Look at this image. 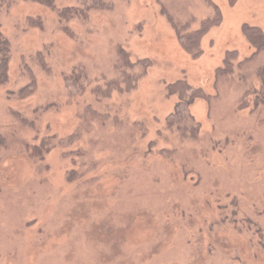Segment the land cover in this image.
I'll return each instance as SVG.
<instances>
[{"label":"rangeland","instance_id":"1","mask_svg":"<svg viewBox=\"0 0 264 264\" xmlns=\"http://www.w3.org/2000/svg\"><path fill=\"white\" fill-rule=\"evenodd\" d=\"M52 2L0 0V264H264V0Z\"/></svg>","mask_w":264,"mask_h":264},{"label":"trees","instance_id":"2","mask_svg":"<svg viewBox=\"0 0 264 264\" xmlns=\"http://www.w3.org/2000/svg\"><path fill=\"white\" fill-rule=\"evenodd\" d=\"M33 1H35L37 4L44 5L47 7L51 6L49 4L53 3L52 0H33ZM235 2H237V0H228V3L230 5H233ZM220 21H221V14L219 10L216 7H214V15L212 18L202 21L201 26L199 28L193 29L189 34L186 35L179 34L178 41L181 47L187 53L191 54L193 57H198L201 54L199 47L203 36L209 31V29L212 26L218 25ZM241 30L248 44L251 47H253L256 52H260L264 50V33L261 30V28L249 27L247 25H243ZM179 31L180 29L178 28L177 33H179ZM9 52H10L9 42L6 40V38L3 36L2 32L0 31V86L4 85L9 77V60H10ZM236 58H237L236 51L227 52L223 60V66L220 69H218L216 73L217 76L229 72L232 63ZM129 65H132L129 62V55L121 51L119 53L117 69L119 70L120 73L121 84H124L126 86H128L129 84V80H128L129 75L126 73L125 68L129 67ZM118 84L117 85L114 84L113 87L118 86ZM111 86L112 83L107 84L105 90L108 91ZM168 89L170 91V94L176 95L178 98L175 111L171 115V116L175 115V117L179 114L178 110L182 102L185 101L186 102L185 105L189 106L196 99H202L206 97L201 89L198 88L192 89L185 82V80H181L174 84L168 85ZM194 129L197 128H193V130Z\"/></svg>","mask_w":264,"mask_h":264}]
</instances>
